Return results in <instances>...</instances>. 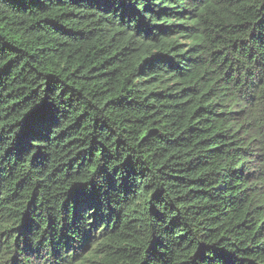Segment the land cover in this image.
<instances>
[{
    "label": "trees",
    "instance_id": "1",
    "mask_svg": "<svg viewBox=\"0 0 264 264\" xmlns=\"http://www.w3.org/2000/svg\"><path fill=\"white\" fill-rule=\"evenodd\" d=\"M0 264H264V0H0Z\"/></svg>",
    "mask_w": 264,
    "mask_h": 264
}]
</instances>
